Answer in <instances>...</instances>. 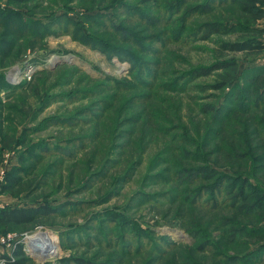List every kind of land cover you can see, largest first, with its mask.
<instances>
[{
  "label": "rangeland",
  "instance_id": "1",
  "mask_svg": "<svg viewBox=\"0 0 264 264\" xmlns=\"http://www.w3.org/2000/svg\"><path fill=\"white\" fill-rule=\"evenodd\" d=\"M0 11L25 24L16 36L0 16V207H58L0 225L14 237L6 258L20 243L22 264H264V0H0ZM205 22L233 29L197 39ZM242 40L263 47H220ZM36 233L45 254L31 252Z\"/></svg>",
  "mask_w": 264,
  "mask_h": 264
},
{
  "label": "trees",
  "instance_id": "2",
  "mask_svg": "<svg viewBox=\"0 0 264 264\" xmlns=\"http://www.w3.org/2000/svg\"><path fill=\"white\" fill-rule=\"evenodd\" d=\"M16 1L24 2L25 0H16ZM139 1L141 4H148L150 2H156L157 0H139ZM228 1L236 2L237 0H228ZM261 2H263V1H261ZM206 3L207 2H205V4ZM202 6L203 5H200V7H202ZM241 9L245 12H249V13L252 12V8L247 6V5H243ZM5 13H7V11L6 12L0 11V16L3 18H11L13 21V24L14 23L17 24V26L12 28L13 33H15L16 36L20 35V34H17L18 29L21 30L25 26V24H23L22 22L20 23L21 17L20 16L18 17L17 15H15L16 13H13V12H10L8 14H5ZM64 19H65L66 23H69L71 25L76 24L74 21L75 20L74 18H70L69 16L68 17L64 16ZM18 21H19V24L17 23ZM50 24H47V26L50 27ZM31 25H33L34 30H36V33H34V34L37 36H41L40 35L41 33H38V32L44 31V27H45L44 25L45 24L32 21ZM114 28H115V30H117L119 27H114ZM232 29H233L232 25L224 24L221 22H205L202 25H200V27L197 30V31H200V36L197 39H207L210 35L215 34V33L228 34L229 32L232 31ZM125 33H126V31H125ZM85 37L86 36H84V38ZM98 42L101 44H105V42H102L100 38H99ZM3 44H6V42L3 41ZM7 44H9V43L7 42ZM220 47L226 51H243V50L251 51V50L260 49L263 46L261 44H254V43H252V41H249V40H242L239 42H224V43L220 44ZM4 51H7V50H4ZM116 52L118 54L119 53L121 54V52L127 53L124 50H117ZM226 65H227L226 62H221V63H218L215 68L223 67ZM209 69H212V68L199 69L201 72L200 75L207 73V71H210ZM204 111H206V110L204 109ZM193 174L194 175L197 174L196 175L197 177H198V175H200V177L205 179V180H210V179L217 177L216 170L214 168L209 167V166H202V167L200 166L193 171ZM247 181L248 180L245 178L242 179V186H241L242 188H240V190L238 191V195H239L240 199L248 198V196L244 194V188H243V186L246 187L248 185ZM210 188H212V187H210ZM260 200H262L261 196H259V198H258V201H260ZM258 203L259 202L256 203L257 206L260 205V203L259 204ZM257 206H256V208H257ZM57 208H55L51 205H48V204H43V205H39L36 207H30V206H28V207H13V206L0 207V225L6 224V223H14V224L29 223V222L33 221L38 215L53 214V212L57 211L56 210ZM116 216H117V214H114L111 216L110 219L112 221H114V218ZM13 253L16 257H20V258L14 260V261L7 258L8 264H22L25 261L26 258L24 257V254H26V252L23 250V244H20V243L17 244ZM68 261H70V259H64L63 263L68 264ZM71 261H72V264H90L87 260H85L83 258H73Z\"/></svg>",
  "mask_w": 264,
  "mask_h": 264
},
{
  "label": "built area",
  "instance_id": "3",
  "mask_svg": "<svg viewBox=\"0 0 264 264\" xmlns=\"http://www.w3.org/2000/svg\"><path fill=\"white\" fill-rule=\"evenodd\" d=\"M18 73L19 72L15 73L12 79L19 80L20 78H18ZM13 239L14 237H12V235H6L0 237V247H3L5 245L7 248L11 250ZM23 250L26 252V250L24 249V245H23ZM0 261H1L0 264H7V258L5 257V255H3L1 251H0Z\"/></svg>",
  "mask_w": 264,
  "mask_h": 264
},
{
  "label": "bare ground",
  "instance_id": "4",
  "mask_svg": "<svg viewBox=\"0 0 264 264\" xmlns=\"http://www.w3.org/2000/svg\"><path fill=\"white\" fill-rule=\"evenodd\" d=\"M42 235L41 233H36V234H32V235H30L29 236V238H28V240H29V243H30V247H31V252L33 253V254H35V251L34 250H37V251H39V252H43L44 254H45V252H46V250L43 248V247H41L40 245H35V243L36 242H33L31 239L32 238H34V237H36L35 235ZM43 236V235H42ZM44 241V240H43ZM44 245V247H48V246H50L51 244L50 243H45V244H43ZM36 255V254H35ZM38 256V255H37Z\"/></svg>",
  "mask_w": 264,
  "mask_h": 264
}]
</instances>
